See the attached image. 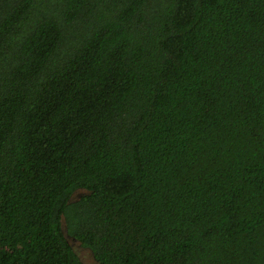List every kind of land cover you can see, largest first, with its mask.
I'll use <instances>...</instances> for the list:
<instances>
[{
  "label": "trees",
  "instance_id": "1",
  "mask_svg": "<svg viewBox=\"0 0 264 264\" xmlns=\"http://www.w3.org/2000/svg\"><path fill=\"white\" fill-rule=\"evenodd\" d=\"M64 223L97 264H264V0H0V264H87Z\"/></svg>",
  "mask_w": 264,
  "mask_h": 264
},
{
  "label": "rangeland",
  "instance_id": "2",
  "mask_svg": "<svg viewBox=\"0 0 264 264\" xmlns=\"http://www.w3.org/2000/svg\"><path fill=\"white\" fill-rule=\"evenodd\" d=\"M83 193H85L84 190H78L74 193L72 199H77L79 196H81ZM63 229L65 232L66 237L68 238L69 242L71 243L72 247L74 248V250L76 251V253L79 255V257L82 259L83 262L87 263V264H97L92 251L83 246L80 241H78L77 239H75L74 237L70 236L67 232L65 223L63 224Z\"/></svg>",
  "mask_w": 264,
  "mask_h": 264
}]
</instances>
